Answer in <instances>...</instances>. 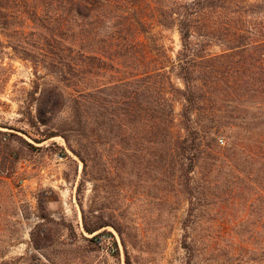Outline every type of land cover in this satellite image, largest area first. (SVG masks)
Returning <instances> with one entry per match:
<instances>
[{
  "label": "rangeland",
  "instance_id": "rangeland-1",
  "mask_svg": "<svg viewBox=\"0 0 264 264\" xmlns=\"http://www.w3.org/2000/svg\"><path fill=\"white\" fill-rule=\"evenodd\" d=\"M177 1L191 0H139L148 21L143 39L173 60L182 48L179 32L158 19ZM137 2L116 7L134 14ZM109 26H101L98 42L83 40L79 49L111 45L120 28ZM95 27L81 31L86 36ZM12 34H0V264H264V119L249 132L242 120L264 101L256 78H246L232 100L228 86H239L226 74L216 86L202 83L207 96L193 125L207 129L192 155L194 171L185 176L181 166L188 162L173 140L146 122L143 82L128 93L114 86L137 74L132 60L97 63L89 81L76 70L52 76L41 62L51 50L40 46L45 35L27 32L16 43ZM21 53L39 56L38 65ZM172 82L184 89L176 76ZM86 84L94 94L88 119ZM166 88L175 102L174 134L184 137L185 101ZM50 92L64 93L58 105L42 103ZM243 105L249 113L233 109ZM99 219L109 226L85 231V222Z\"/></svg>",
  "mask_w": 264,
  "mask_h": 264
},
{
  "label": "trees",
  "instance_id": "trees-1",
  "mask_svg": "<svg viewBox=\"0 0 264 264\" xmlns=\"http://www.w3.org/2000/svg\"><path fill=\"white\" fill-rule=\"evenodd\" d=\"M119 1L123 5L126 2V0H0V34L9 36L11 33L15 34L18 36L15 37L16 43L25 41L24 35L27 32L32 35L37 33L45 35L41 40H45L46 43L41 41L40 46L43 50L48 47L51 50L42 55L41 62L47 64L49 75L52 76L59 73L69 75L73 74L71 71L76 70L84 72L86 80L89 81L88 76L92 77L97 63L101 67L103 62L114 63L117 58L132 60V71L135 67L137 74L130 76L128 73L125 75V77L129 75L125 81L114 86L128 93L133 85L143 82L149 103L146 122L149 127L163 131L166 138L173 140L177 146L175 151L179 159L188 162H183L181 166L185 170V176H188L195 168L192 155L201 146L203 133L207 129L205 126L196 128L193 125V114L201 110L199 106L207 96L206 84L202 83L209 81L212 87L216 86L220 75L226 74L239 86V89L228 86L229 98L232 100L239 90L244 88L242 84L246 78H256L260 84L257 90L258 97H264V0H191L177 1L173 4V9L169 5L163 7L158 24L165 29L177 28L180 35L182 48L175 60L163 47L156 55L149 43L143 39L146 31L142 30L148 25V21L142 14L139 0L134 14H127L124 9L116 7ZM126 5L124 7L127 10L129 5ZM89 25L97 27L85 36V32L81 30ZM109 25L115 29L116 25L120 28L117 35L111 37L113 39L111 45L102 48L97 45L95 50L79 49L78 45L83 43V40L98 42L96 35L101 26L110 30ZM213 47L220 48V53L212 54L210 49ZM65 51L68 52L67 55H63ZM20 56L35 64L37 63L35 59L40 58L27 53H21ZM140 63L143 69L139 68ZM173 76L182 81L183 90L175 88ZM167 85L174 89L175 94H179V99L185 101L182 111L184 137L174 134L175 102L167 98ZM86 87L87 84L83 93L85 118L89 116L94 103L92 102L94 94ZM63 94L50 92L48 100L42 103L47 102V106L48 103L56 106L63 99ZM156 94L161 95L157 103L153 100ZM54 97H57L55 102L52 99ZM126 99L131 101V97ZM209 99L216 102L215 96ZM238 107L234 106L233 109H238L239 113H249V109L244 108V105L245 110ZM128 113L129 111L126 116ZM256 119L258 121L264 119V101L259 104L256 114L250 117L245 114L242 118L246 122L244 128L248 132L251 126L256 125ZM261 126L264 127V120ZM262 134L264 136V131ZM81 187L82 185L79 187L80 194ZM108 226L102 219L93 225L84 223L85 231L90 234ZM103 234L99 233L94 238Z\"/></svg>",
  "mask_w": 264,
  "mask_h": 264
}]
</instances>
